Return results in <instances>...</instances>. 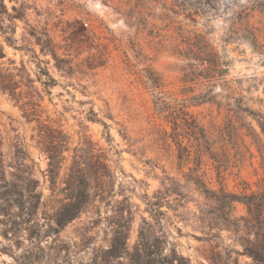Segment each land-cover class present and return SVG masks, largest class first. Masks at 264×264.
Listing matches in <instances>:
<instances>
[{"label":"rangeland","instance_id":"1","mask_svg":"<svg viewBox=\"0 0 264 264\" xmlns=\"http://www.w3.org/2000/svg\"><path fill=\"white\" fill-rule=\"evenodd\" d=\"M5 3L0 69L27 70L37 119L0 89V264H264V0ZM75 154L107 176L59 227Z\"/></svg>","mask_w":264,"mask_h":264},{"label":"trees","instance_id":"2","mask_svg":"<svg viewBox=\"0 0 264 264\" xmlns=\"http://www.w3.org/2000/svg\"><path fill=\"white\" fill-rule=\"evenodd\" d=\"M4 16L10 17L5 0H0V18ZM0 30H2L1 27ZM6 41L7 43L11 42L10 38H6ZM51 53L54 57H57L53 51ZM4 57V49L0 41V58ZM19 71H22L23 74L20 75L21 80H16L15 75L9 69H0V89L3 92L7 93L17 103H20L22 106L23 116L26 120L32 121L37 119L35 110L34 108L29 107V101L22 100V93L18 91L21 84L28 86V84L26 83L32 82V79L25 68L20 69ZM46 75L48 77H51L48 73ZM157 107H159V109L163 114H165L166 117H171L173 119L174 126L179 127L180 124L178 119L184 120L189 123L190 132L192 133L191 137L197 139L200 134V126L194 118L188 121L186 118L187 114H185L183 110H180L179 113H172V110H170L168 106H164V104L162 105L159 102L157 104ZM55 132L59 136H51V131L48 137L40 133L41 141H39L41 151L44 152L49 159L48 174L51 177V183H55L56 179L59 177L65 161L64 153L69 149V141L67 140V136L61 131L56 130ZM178 147L179 149H183L181 141L180 143L178 142ZM68 170V176L64 180L66 188L63 189V191H65L63 195L65 194V197L62 201L59 202L60 206L55 211V222L59 227L65 226L67 223L77 218L83 212L91 198L90 175L94 174L101 175L103 178L106 177L107 174L105 172L108 170V165L106 162L95 158L93 154L91 156H82L81 154H75L72 157V162ZM99 171H101L100 174H98ZM98 182L102 185L105 183L101 179H99ZM34 198L38 200L37 203L39 205L41 203L42 194L36 195ZM176 257H178V263L182 264L181 262L184 260V258L178 254H176ZM177 259L175 260L177 261Z\"/></svg>","mask_w":264,"mask_h":264}]
</instances>
